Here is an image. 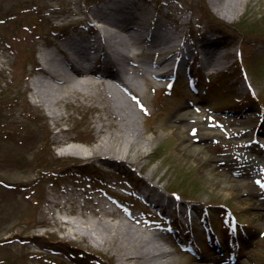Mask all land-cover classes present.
Segmentation results:
<instances>
[{
	"label": "rangeland",
	"instance_id": "1",
	"mask_svg": "<svg viewBox=\"0 0 264 264\" xmlns=\"http://www.w3.org/2000/svg\"><path fill=\"white\" fill-rule=\"evenodd\" d=\"M112 1L0 0V264H120L122 245L88 232L104 223L116 231L127 224L147 237L165 233L157 242L173 251L162 259L166 264H205L208 256L229 263L231 255L264 264V221L244 202L246 192L264 200V0H244L242 13L227 15L209 0H128L162 20L176 18L177 35L188 50L174 70L172 88L166 87L169 71L153 76L154 68L146 76L134 73L129 88H122L123 112L132 119L126 132L142 140L131 148L126 142L128 150L115 151V159L106 161L90 150L101 136L118 131L107 124L98 132L106 112L90 105L105 108L101 90L90 89L95 95L85 100L90 105L73 99L55 106L62 115L57 119L37 106L32 86L43 77L36 60L55 49L50 39L93 36L85 17L97 22L96 8ZM207 34L217 42L215 64L202 58L199 38ZM127 52L137 65L151 58L144 41ZM193 52L189 72L198 75L196 91L186 75ZM193 110L202 114L187 123L186 134L195 143L209 146L223 167L221 158H231L225 171L234 175L250 164L253 173L240 190L228 192L206 176L201 159L180 150L182 135L174 122ZM64 142L84 146V156L68 151ZM152 197L165 205L153 206ZM220 212L242 221L234 246ZM209 220L216 224L218 250L203 235ZM190 237L197 238L195 252L184 248Z\"/></svg>",
	"mask_w": 264,
	"mask_h": 264
},
{
	"label": "bare ground",
	"instance_id": "2",
	"mask_svg": "<svg viewBox=\"0 0 264 264\" xmlns=\"http://www.w3.org/2000/svg\"><path fill=\"white\" fill-rule=\"evenodd\" d=\"M209 1L224 15L229 12L240 14L244 9V0ZM111 3L110 6L96 8V15L98 14L95 18L96 23H93L91 17H85L88 27L93 29V36L76 38L71 33H67L61 41L56 42L55 39H50L55 49L49 50L43 57L36 60V67L43 77L36 78L32 86L34 102L37 106L45 115L57 119L62 118V115L55 110V106L73 99L82 101V105H90L86 101L95 99L90 89L97 87L101 90L103 100L107 103L105 108L97 104L90 105L96 110L106 112L100 117L102 123L98 132H105L107 124H112L118 131L115 135L101 136L90 150L93 157L106 161L115 159L113 152L128 150L126 142H129L131 148L142 140L141 137H133L126 132L125 126H130L132 119L123 112L127 104L120 99L122 88H129L134 73L146 76L151 68H154L151 71L152 75L164 76L174 68V65H179L180 61L186 60L188 50V45L183 44L177 35L176 18L168 15L169 19L162 20L155 12L146 8L140 10L134 1L113 0ZM82 10L86 12L87 9ZM168 21L172 23L171 27L167 25ZM136 41H144L151 55L150 59H144L140 65L135 64L134 57L127 52ZM199 41L204 62L217 63L219 57L215 51L216 40L207 34L202 35ZM97 62L98 67H96ZM131 93L135 94L133 91ZM201 116L202 114L194 110L178 117L174 116L177 120L174 122L173 129L175 128L182 135L180 150L201 159L206 165V176L213 182L218 183L228 192L240 190L239 185L244 182V177L253 173L250 164L246 163L242 168L235 169L236 175L231 171L227 172L226 168L229 169L233 164L231 158H221L226 160L227 167L219 165L218 159L210 154L209 146L195 143L192 137L186 134L188 121H196ZM236 120L238 119H233V122ZM207 133L208 130L205 128L202 134L207 137ZM250 147L256 152L260 151L258 147ZM66 149L70 152H79L83 154L82 156L87 150L79 144H67ZM246 194L248 196L244 199L246 206L254 209L255 217L264 221V200H257V193L246 192ZM151 200L154 206L158 205L153 201L155 198L152 197ZM71 224L72 222H67V225ZM117 231L104 223L100 224L98 229L88 232L93 237L102 240L113 239L121 244L122 252L117 254L120 264H166L162 259L172 257L173 251L159 246L157 242L163 239L165 235L163 232L147 237L133 232L127 224ZM238 261L256 264L251 258L238 259ZM205 264L228 263L222 262L220 258L208 256Z\"/></svg>",
	"mask_w": 264,
	"mask_h": 264
},
{
	"label": "trees",
	"instance_id": "3",
	"mask_svg": "<svg viewBox=\"0 0 264 264\" xmlns=\"http://www.w3.org/2000/svg\"><path fill=\"white\" fill-rule=\"evenodd\" d=\"M0 129H1V127H0ZM43 166H39V168H41V169H43L42 168ZM59 170H62V168H58ZM53 173L54 171H47V173ZM96 179H98L97 177H96ZM2 181H4V180H2ZM38 182V178H36L35 180H33L32 181V184H28V187H30V188H33L34 187V184L35 183H37ZM11 183V182H10ZM13 184V183H12ZM1 214H2V209H1V203H0V217H1ZM1 229H2V226H1V221H0V231H1ZM3 260V259H2Z\"/></svg>",
	"mask_w": 264,
	"mask_h": 264
}]
</instances>
